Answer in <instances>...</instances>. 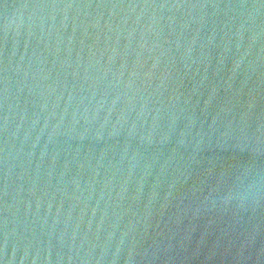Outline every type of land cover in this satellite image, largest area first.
<instances>
[{"label":"water","instance_id":"95a60500","mask_svg":"<svg viewBox=\"0 0 264 264\" xmlns=\"http://www.w3.org/2000/svg\"><path fill=\"white\" fill-rule=\"evenodd\" d=\"M0 264H264V0H0Z\"/></svg>","mask_w":264,"mask_h":264}]
</instances>
